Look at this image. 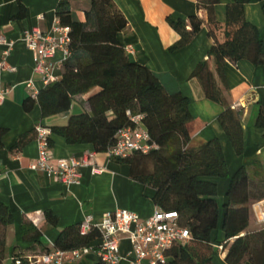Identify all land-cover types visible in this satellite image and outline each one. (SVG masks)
I'll return each mask as SVG.
<instances>
[{
	"label": "trees",
	"instance_id": "obj_1",
	"mask_svg": "<svg viewBox=\"0 0 264 264\" xmlns=\"http://www.w3.org/2000/svg\"><path fill=\"white\" fill-rule=\"evenodd\" d=\"M71 1L77 0H60L55 12L59 24L70 28L71 56L63 64L64 72L57 82L44 87L22 105L25 112L38 105L42 119H47L68 113L76 97H87L88 112L69 117L63 127L49 128L50 147L52 137L57 136L67 145L86 146L96 154L106 153L114 146L118 131L130 126L127 112L143 115V126L158 150L112 161L130 166L131 178L154 191L155 206L176 212L180 225L189 231V242L173 247L166 264H212L216 244L223 247L226 264H264V230L248 232L249 206L264 201V177L251 181L246 167L229 176L217 139L198 148H188L201 123L192 117L186 97L169 94L149 69L129 58L119 42L127 21L112 0H90L84 22L73 20L69 10ZM219 1L197 0L205 20L198 15L185 21L168 20L179 36L169 52L186 47L201 27L207 26L213 45L190 77L199 82L207 100L224 108L217 121L233 151L240 156L244 151L241 112L227 103L224 66L226 62L240 60L264 65V40L244 18V6L251 0H231L224 24L217 23L214 16ZM257 1L264 12V0ZM23 15L21 7L19 17ZM255 126L264 130V106L260 107ZM2 133L0 129V136ZM25 139L21 138L16 147L23 145ZM219 179L229 181L221 208L216 201L215 181ZM44 216L51 226L57 224L51 212ZM13 223L10 209L0 202V264L5 247L4 231ZM215 232L221 233L220 240L217 236L214 239ZM20 233L22 241L41 244V235L32 224L23 221ZM99 237L94 227L81 234L80 225L70 226L60 231L54 250L69 256L71 251L88 247ZM17 262L27 264L28 260L14 257L12 264Z\"/></svg>",
	"mask_w": 264,
	"mask_h": 264
},
{
	"label": "crops",
	"instance_id": "obj_2",
	"mask_svg": "<svg viewBox=\"0 0 264 264\" xmlns=\"http://www.w3.org/2000/svg\"><path fill=\"white\" fill-rule=\"evenodd\" d=\"M60 0H0V35L13 43L11 51L0 46L2 53L8 51L5 66L0 68V86L6 91L0 105V202L7 206L14 218L13 225L4 231V255L2 264H12L14 257L34 260L46 252L54 250V243L64 228L80 225L90 218L91 226H98L106 213L116 209L126 210L144 220L153 215L157 207L153 203L154 191L130 176V166L110 160L106 153L96 154L97 166L105 171L92 175L90 168L79 170V184L65 186L57 178L40 172H31L28 166L38 155L37 143L33 138L34 128L63 127L69 117L88 112L87 97H76L71 110L62 115L42 119L38 105L25 112L22 105L32 98L26 84L32 81L37 92L44 87L40 76L34 74L33 54L24 43L23 34L37 29L43 34L53 36L56 23V8ZM127 21V28L119 35V42L130 47L132 61L149 69L169 94L180 93L190 102V113L201 123V129L192 137L188 148H198L217 139L221 145L229 176L241 167H246L251 181L264 177V130L255 126L260 107L264 106V65H253L248 60L236 63L226 62L224 75L227 85V103L241 112L243 128V154L238 156L218 124V117L224 108L207 100L199 82L191 78L195 67L207 57L213 45L204 24L191 42L184 48L169 52L179 36L169 24L172 21H185L198 15L205 20L206 15L198 10L197 0H112ZM231 0H220L215 6L214 16L219 24L225 22L226 7ZM21 7L24 15L19 17ZM90 9V0H77L69 3L74 21L84 22L85 13ZM244 18L264 40V12L262 4L251 0L244 6ZM60 53L56 59H60ZM12 69V70H11ZM63 66L55 73L63 74ZM33 99V98H32ZM25 143L18 146L21 138ZM51 162L70 157L80 158L90 151L86 146H70L57 136L52 137ZM221 208L229 185L228 179L216 180ZM51 212L57 224L51 226L44 213ZM252 215L249 233L264 230L257 216L264 212V201L251 205ZM25 221L33 225L41 235V244L22 241L20 226ZM220 233V232H219ZM219 233H216L218 238ZM222 236L220 237V239ZM219 239V240H220ZM100 238L88 247L87 255L64 264H100L96 255ZM217 245V244H216ZM213 245L212 264L224 262L223 247L218 250ZM130 241L119 235V264H131L133 259ZM242 264H251L244 262Z\"/></svg>",
	"mask_w": 264,
	"mask_h": 264
},
{
	"label": "built area",
	"instance_id": "obj_3",
	"mask_svg": "<svg viewBox=\"0 0 264 264\" xmlns=\"http://www.w3.org/2000/svg\"><path fill=\"white\" fill-rule=\"evenodd\" d=\"M52 33L53 36L34 29L23 34L25 46L33 54L34 74L40 76L43 87L59 80V76L55 72L71 56L69 51L70 28L61 26L57 20L52 28ZM0 46L11 51L13 43L0 35ZM8 51L2 53L0 68L5 66L4 60L9 53ZM125 51L127 54L132 53L130 47H126ZM57 53H60V59H56ZM26 88L32 98L37 96L38 92L32 81L26 84ZM5 94L6 91L0 86V105L4 101ZM127 116L130 126L118 131L114 146L106 151L110 160H124L134 153L147 155L153 150H158L157 145L150 141L143 126L144 116L132 115L130 112H127ZM34 133L38 155L36 160L28 166L29 171L40 172L48 177L57 178L67 187L79 184V170L81 168H90L92 175H100L105 171L97 166L95 162L96 153L93 151L84 152L80 158L70 157L52 163L49 145L50 130L38 125L34 128ZM2 176L0 173V179ZM257 219L264 228V212H260ZM92 227L90 218H86L80 224L81 234L88 233ZM94 228L98 229L100 233V244L96 255L102 264H119L121 260L119 235H125L130 241L133 255L131 264H166L168 252L175 246H184L190 239L189 231L180 225L179 215L176 212H166L158 208L151 217L144 220L132 212L116 209L106 213L102 222ZM217 249L222 250V246L217 247ZM90 250L89 247L75 249L70 252L69 256L59 250H52L39 258L28 260L27 264L73 262L87 255Z\"/></svg>",
	"mask_w": 264,
	"mask_h": 264
},
{
	"label": "rangeland",
	"instance_id": "obj_4",
	"mask_svg": "<svg viewBox=\"0 0 264 264\" xmlns=\"http://www.w3.org/2000/svg\"><path fill=\"white\" fill-rule=\"evenodd\" d=\"M251 205H252V204H251ZM251 205L249 206V211H250V213H249V214H250V217H251V216H253V215H252V212H251ZM216 233H217V232H215V233H214V239H215ZM220 237H221V233H219V236H218V238L220 239ZM219 239H218V240H219ZM214 242L216 243V241H215V240H214Z\"/></svg>",
	"mask_w": 264,
	"mask_h": 264
}]
</instances>
